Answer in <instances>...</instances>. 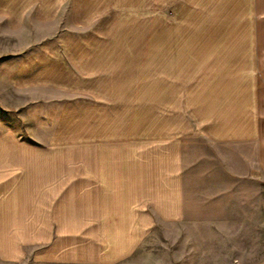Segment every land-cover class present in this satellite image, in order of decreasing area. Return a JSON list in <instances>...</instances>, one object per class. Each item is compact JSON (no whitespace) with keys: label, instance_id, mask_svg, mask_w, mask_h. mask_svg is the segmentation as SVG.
<instances>
[{"label":"crops","instance_id":"crops-1","mask_svg":"<svg viewBox=\"0 0 264 264\" xmlns=\"http://www.w3.org/2000/svg\"><path fill=\"white\" fill-rule=\"evenodd\" d=\"M128 1L0 0V264H262L264 0Z\"/></svg>","mask_w":264,"mask_h":264},{"label":"rangeland","instance_id":"rangeland-1","mask_svg":"<svg viewBox=\"0 0 264 264\" xmlns=\"http://www.w3.org/2000/svg\"><path fill=\"white\" fill-rule=\"evenodd\" d=\"M145 1V2H144ZM129 0V5L134 6V10L142 9V5L147 7L150 6L151 12L157 11V6L155 0ZM163 12H165L166 16H172V7L170 5H166L165 9L163 8ZM138 19V18H137ZM146 29L150 35L149 41L152 43H156L157 37V21L156 18H149L145 20ZM137 23V22H136ZM141 25L134 24L133 28L140 27ZM156 60L157 56H153ZM138 101V104H141V99H135ZM141 119V115L139 120ZM176 237L174 236L173 228H167V230L162 233L161 231L153 236H150L147 242H144L142 246L135 251V255L120 264H185L190 261L187 257V250L189 249V245L185 244V242L177 243L175 241ZM150 254V257L147 255ZM186 255V256H184ZM195 259H193L194 261ZM197 264L205 262L204 259H197ZM23 264H33L30 262H25ZM215 264H220L219 262ZM262 264H264V258L262 259Z\"/></svg>","mask_w":264,"mask_h":264}]
</instances>
